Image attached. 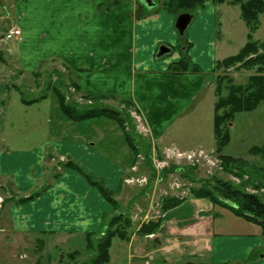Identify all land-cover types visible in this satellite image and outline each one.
<instances>
[{
	"label": "crops",
	"instance_id": "obj_1",
	"mask_svg": "<svg viewBox=\"0 0 264 264\" xmlns=\"http://www.w3.org/2000/svg\"><path fill=\"white\" fill-rule=\"evenodd\" d=\"M113 1L14 0L11 9L16 24L11 28L21 32L15 39L21 52L14 76L23 77L29 71L33 76L48 73L46 65L58 63L80 98L95 97L96 104L112 102L119 109L128 102L140 114L160 151L171 146L180 151L214 150V140L203 141L187 133L185 125L196 119L186 114L205 91L212 92L215 65L227 57L218 47V17L226 22L227 10L235 6L206 1L192 15L182 41L175 29L177 16L160 6L167 0H160L152 9L140 7V0H124L107 7ZM55 42L59 44L58 61L42 63L41 57L34 59L37 43ZM160 46L170 48V52L156 57ZM184 55L196 71L170 69ZM0 60L4 61L1 54ZM40 96L44 95L35 99ZM20 101L29 107L42 100L24 104L20 97ZM195 136L199 138L193 140ZM93 146L74 138H48L37 146L13 148H4L0 142V195L11 193L14 199L6 198L0 210V264L28 259L25 253L18 255L22 248L32 252L30 264H55L64 255L51 258L46 255L48 249H58L73 237H80L85 248L88 235L101 236L114 208L81 174L59 166L69 160L111 190L119 210L131 219L129 240L112 241L107 264H138L135 260L141 264H264V232L259 225L190 195L159 217L147 215L160 195L151 196V185L147 188L124 183L126 177L134 175L131 169H137L140 161L134 162L129 149L126 164H115L95 152ZM150 182L154 187L158 184ZM33 194L37 195L30 201H15ZM142 216L145 219L141 220ZM158 219L160 224L151 236L138 234L142 223ZM113 250L117 261L113 260ZM88 251L86 260L79 263L71 260V254L77 251L65 256L70 264H90L93 249Z\"/></svg>",
	"mask_w": 264,
	"mask_h": 264
},
{
	"label": "rangeland",
	"instance_id": "obj_2",
	"mask_svg": "<svg viewBox=\"0 0 264 264\" xmlns=\"http://www.w3.org/2000/svg\"><path fill=\"white\" fill-rule=\"evenodd\" d=\"M153 1L156 2L158 0ZM13 3L14 0H0V54L4 59V61L0 60V142L2 141V147L13 148L16 145L22 147L37 146L48 138H65L67 141L74 138L76 141H87L88 144L93 143L95 152L107 157L115 164L122 161L126 164L130 151L117 122L105 117H98L80 123H71L61 113L57 98L51 90L53 88H57L61 93L65 94V99L69 105L73 104L80 108H87L94 104L90 103L91 101L93 102L90 97L80 98L78 96L72 82L69 81V77L64 74L65 72L62 71V67L58 63L53 62L52 65H46L50 68L48 73L41 72L33 76L32 72L29 71L28 73L24 72L23 77L14 76L15 69L19 66L21 49H19V44L15 39H5L7 30L16 24V14L11 9ZM227 12L228 18L226 22L224 20L222 22V19L218 17V22L220 21L221 23V38L218 42V47L221 48L225 56L229 57L236 55L245 45L249 29L241 19L237 6L227 10ZM252 36L254 41L264 42V13L259 16L258 29L253 32ZM33 54L35 55V60H37V57H41L40 60H44L42 63H45V61L52 63V60L59 58V44L57 42L48 43V45L37 43L33 49ZM251 74H253V70L234 68L214 70L212 92L205 91L199 101L193 105L192 110L190 109L186 114V117L194 116L196 119L193 121L189 120L185 125L187 133L196 134L202 137L203 141H213V107L216 100L214 95L216 78L225 76L230 78L234 84L243 85ZM226 85L227 82L224 80L222 87L224 88ZM223 92L225 94L226 90L224 89ZM39 95H44L46 98L39 104H32L29 107L22 106L20 97L30 101ZM128 104V102L123 103V107L120 109L127 112L124 114L125 130L136 144V162L140 161L135 173H141L142 175L145 173L144 175L148 182L143 184L144 186L142 187L148 188L151 185V196L154 193L155 195H160L158 200L151 203V208L149 207V202L146 204L147 208H150L146 213L147 215L153 214L152 216L157 215L159 217L163 212L161 209L162 201L164 202L166 198H186L191 188L206 185L212 178L229 181L249 193L261 196L264 200V182L261 180V175L258 171L264 167V158L248 153L251 147L261 146L263 141L264 101L260 102L253 111L236 113L233 120L226 127L227 131H229V142L223 148L222 153L234 159L240 158L245 164L224 165L220 155L215 151L214 140L213 159L217 161L215 166L208 167L203 164L193 166L186 162L170 161L167 164H163L162 169L159 171H156L153 167V160L156 159L155 163L164 161L165 156L162 153L164 149L160 151L154 141L150 139L149 134H144L141 131L139 122L135 117V115L140 117V114ZM98 106L113 110L119 109L118 105L112 102L103 104L100 102ZM144 126L147 128L145 124ZM197 138L199 137L195 136L192 139ZM196 141H193V143ZM194 146L191 148H194ZM126 153L127 155H125ZM61 165L62 163H59V166ZM152 180L154 182L158 181L155 187L152 186L154 183L150 182ZM176 183L178 188H175ZM0 197L2 201H5L6 198L14 200L11 193L0 195ZM17 200L15 199V201ZM0 206L2 207L3 204ZM238 218L245 220L239 216ZM143 219L145 218L142 216L141 220ZM90 239L95 241V237ZM80 240V237H73L69 243H61L58 249H48L46 255H50L53 258L56 255L63 254L64 256L61 257L60 261H56L57 263L55 264H70V259L66 257V254L70 251H77L76 254H71L73 256L71 260L77 263L81 260L83 262L88 257L89 251L86 250L87 240L85 248H82L84 242ZM9 243V241L3 242V244L7 245ZM22 249H19L18 255L25 253L28 255V259H19L18 264H30L28 261L32 252L29 248L27 250ZM112 255L113 260H115L114 250ZM135 261L141 264L140 260ZM152 264H159V262L154 261Z\"/></svg>",
	"mask_w": 264,
	"mask_h": 264
},
{
	"label": "trees",
	"instance_id": "obj_3",
	"mask_svg": "<svg viewBox=\"0 0 264 264\" xmlns=\"http://www.w3.org/2000/svg\"><path fill=\"white\" fill-rule=\"evenodd\" d=\"M124 0H115L107 7L123 2ZM206 1L215 5L227 3L231 6H237L240 11V17L249 29L247 42L234 55L218 61L214 70H227L229 68L253 70V74L248 76L247 82L243 85H236L230 78L218 76L216 78V87L214 95L216 100L213 107V137L215 140V151L220 155L224 165H243L242 159H234L231 156L222 153L223 148L229 142L227 125L233 120L236 113L253 111L260 102L264 101V42L254 41L253 32L258 29L259 16L264 13V0H167L161 6L167 12L176 16L181 13H188L191 16L195 11L203 7ZM180 40L184 41V34L180 35ZM186 47V43L182 44ZM188 46L186 47V49ZM180 49H182L180 45ZM170 69L178 72L196 71L189 58L184 55L179 62L173 64ZM227 82L226 87H222L223 81ZM74 87V85H73ZM75 88V87H74ZM76 89V88H75ZM224 89L226 93L224 94ZM58 101V107L65 118L71 123H80L90 119L105 117L111 119L119 125L123 132L125 142L132 152L134 162H136V144L132 137L126 133L124 114L127 113L121 109L113 110L99 107L96 104L97 98L90 97L93 100V106L87 108L68 104L65 94L57 88L51 89ZM45 99V96L26 102L24 104L36 103ZM129 106V104H128ZM250 155L264 158V134L261 146L251 147L248 151ZM133 162V163H134ZM61 167L71 168L81 174L88 183L95 187L100 195L114 208L115 213L104 223L101 236L95 237L92 241L91 235L87 236L86 248L93 249V257L90 264H107L109 262V249L114 239L128 241L131 235L132 222L126 212L119 210V204L114 199V193L109 190L100 180L90 175L85 169L73 161L62 163ZM261 180L264 182V167L258 170ZM37 194L30 195L17 200L23 203L32 200ZM190 196L194 198H204L212 205H218L229 209L234 215L244 218L246 221L260 226L264 232V200L261 196L249 193L237 187L229 181H223L218 178H212L206 185L190 189ZM183 199L169 197L162 201L161 209L163 212L177 206ZM160 220L149 221L140 225L138 234L141 236L149 235L157 230ZM185 264H206L203 262H186Z\"/></svg>",
	"mask_w": 264,
	"mask_h": 264
},
{
	"label": "built area",
	"instance_id": "obj_4",
	"mask_svg": "<svg viewBox=\"0 0 264 264\" xmlns=\"http://www.w3.org/2000/svg\"><path fill=\"white\" fill-rule=\"evenodd\" d=\"M21 33L20 30L17 28H10L7 30L6 34H5V39L7 40H11V39H16L18 37H20ZM136 120L139 122V126L141 128V131L144 134L148 133V129L144 126L143 121L141 119V117L135 115ZM163 155L165 156V160L162 162L155 163L154 159V163H153V167L155 168L156 171H159L160 169H162L163 164H167V162L173 161V162H186L187 164L190 165H199V164H203V165H207L208 167H213L216 165V160L213 159V153L214 151H207L204 150L202 148H198L195 150H191V151H180L179 149H177L175 146H171V147H166L164 149V151H162ZM132 170H135V168H132ZM125 184L127 185H143L146 184L147 182V178L145 176H139V177H134V176H130L127 177L124 180ZM175 188H178V184H175ZM2 198L0 197V205L2 204ZM151 236V235H149Z\"/></svg>",
	"mask_w": 264,
	"mask_h": 264
},
{
	"label": "water",
	"instance_id": "obj_5",
	"mask_svg": "<svg viewBox=\"0 0 264 264\" xmlns=\"http://www.w3.org/2000/svg\"><path fill=\"white\" fill-rule=\"evenodd\" d=\"M145 2H151V0H144ZM192 16L188 13H181L176 17L175 20V29L179 33V35H182L185 30L187 29L188 25L190 24ZM170 52V48L166 46H160L158 53L156 54V57H161L166 53Z\"/></svg>",
	"mask_w": 264,
	"mask_h": 264
},
{
	"label": "flooded vegetation",
	"instance_id": "obj_6",
	"mask_svg": "<svg viewBox=\"0 0 264 264\" xmlns=\"http://www.w3.org/2000/svg\"><path fill=\"white\" fill-rule=\"evenodd\" d=\"M157 2H159V0L156 1V2L153 1V0H151V2H149V3L148 2H145L144 0H140V7L147 8V9H152V8H154V7H156L158 5Z\"/></svg>",
	"mask_w": 264,
	"mask_h": 264
}]
</instances>
